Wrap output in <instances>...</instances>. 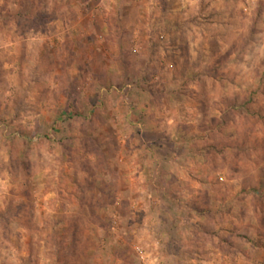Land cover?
<instances>
[{
    "label": "rangeland",
    "instance_id": "obj_1",
    "mask_svg": "<svg viewBox=\"0 0 264 264\" xmlns=\"http://www.w3.org/2000/svg\"><path fill=\"white\" fill-rule=\"evenodd\" d=\"M0 264H264V0H0Z\"/></svg>",
    "mask_w": 264,
    "mask_h": 264
},
{
    "label": "crops",
    "instance_id": "obj_2",
    "mask_svg": "<svg viewBox=\"0 0 264 264\" xmlns=\"http://www.w3.org/2000/svg\"><path fill=\"white\" fill-rule=\"evenodd\" d=\"M26 1H28V0H26ZM27 12H28L27 10L24 11V8L20 7V9H19V15H23L22 17H26L24 14H26ZM51 23L53 24V23H57V22L56 21L55 22L52 21ZM38 39H39V37H38Z\"/></svg>",
    "mask_w": 264,
    "mask_h": 264
},
{
    "label": "built area",
    "instance_id": "obj_3",
    "mask_svg": "<svg viewBox=\"0 0 264 264\" xmlns=\"http://www.w3.org/2000/svg\"><path fill=\"white\" fill-rule=\"evenodd\" d=\"M101 1H107V2H109V1H113V0H101Z\"/></svg>",
    "mask_w": 264,
    "mask_h": 264
}]
</instances>
